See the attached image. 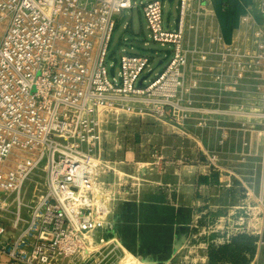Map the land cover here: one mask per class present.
Masks as SVG:
<instances>
[{
    "label": "built area",
    "instance_id": "1",
    "mask_svg": "<svg viewBox=\"0 0 264 264\" xmlns=\"http://www.w3.org/2000/svg\"><path fill=\"white\" fill-rule=\"evenodd\" d=\"M236 1L229 35L221 12L232 0L221 9L217 0H179L173 28L165 0L143 4L151 38L172 50L140 85L149 56L122 53L114 76L109 56L137 1L0 0V216L11 214L20 232L0 223L4 264H122L116 194L99 181L112 169L110 119L155 113L206 129L245 117L250 94L261 103L250 114L264 118V0Z\"/></svg>",
    "mask_w": 264,
    "mask_h": 264
},
{
    "label": "rangeland",
    "instance_id": "2",
    "mask_svg": "<svg viewBox=\"0 0 264 264\" xmlns=\"http://www.w3.org/2000/svg\"><path fill=\"white\" fill-rule=\"evenodd\" d=\"M134 1L138 7L129 10L125 21L114 31L109 56L110 59L120 58L122 53L149 56L151 67L145 74L154 69L150 77L153 79L167 66L172 48L162 46L150 36L142 9V5L150 0ZM178 6L179 0H165L164 15L167 25L171 21L172 28L179 14ZM252 98L250 94L245 117H231V121L229 117L221 120L214 117L217 119V126L211 127L215 129L214 133H195L190 123L181 126L155 113L144 117L122 114L118 125L110 119L106 151L107 158L113 161L112 169L99 181L116 194V209L121 203L137 199L132 196L136 191L139 193L141 183L147 179L149 182L150 179L157 180L156 186L166 204L176 208L181 205V209H176L175 220L177 225L180 221L179 226L183 228V239L172 253L158 255L151 248V256L143 258L141 254L120 249L122 264H228L219 258L220 248L241 235L252 236L256 249L244 264H250L255 256V264H264V246L258 251L256 244L264 238V118L250 114L252 108L261 104ZM177 127L186 132L178 135L182 139L176 143L179 148L172 137ZM162 131L168 137L164 148ZM148 134L160 138L155 143L145 144L143 136ZM154 145L157 148H153ZM147 158L153 165L130 168V164L134 166L138 160L146 161ZM159 158L161 163L154 164ZM176 169L182 170L180 176L175 174ZM175 175L177 180L182 177V183L175 185L171 181ZM34 188L32 182L27 199ZM176 192L181 196L175 199ZM112 217L113 222L117 221ZM9 218L12 219L11 214L0 216V223L11 226Z\"/></svg>",
    "mask_w": 264,
    "mask_h": 264
},
{
    "label": "crops",
    "instance_id": "3",
    "mask_svg": "<svg viewBox=\"0 0 264 264\" xmlns=\"http://www.w3.org/2000/svg\"><path fill=\"white\" fill-rule=\"evenodd\" d=\"M222 1L223 0H217V3H222ZM229 33L227 34L229 35ZM190 127L195 133L197 132L200 134L206 132L214 133L215 130L214 128L200 129L195 127L193 124ZM173 133L174 136L172 137L176 140L174 145H178L176 143L181 142L182 140L178 135H182L184 132L181 127H177L176 131ZM149 135L150 134H148V136ZM148 136H146L147 138L143 136L142 142L146 140L145 144L155 143V140L160 138ZM167 138L166 132H163V136L161 138V143L163 144L162 148L166 147L165 144L167 142ZM136 141L137 139L134 140V142ZM154 147L157 148L156 145H154L153 148ZM179 147L180 146L178 145V148ZM129 158L131 159V156ZM121 159H123L122 156ZM161 160L162 159L159 158V160H157L154 164L161 163ZM148 163L153 165V162L148 158L146 161L138 160L134 166L130 164V168H134L136 166L140 168V166L147 165ZM144 171L146 170L144 169ZM181 171V169H176L175 174L180 176L179 173ZM176 175L171 180L175 185L176 182L179 184L182 183V177H179L177 180ZM150 181L151 182L147 179V181L141 183L142 186L139 188V193L136 191L134 196H132V199L134 197L137 199L134 202L132 200L128 203H121L116 209L114 214L115 216L113 215L112 217L114 219L116 217L117 219V221H115L116 230L113 232V235L118 238L123 249L126 252H130L132 254L134 253L135 255L143 254V256L140 255V257L143 258L147 257L146 255L151 256V248H154V253H157L158 255L163 253L170 254L177 249L183 239V228L179 226L182 223L179 221V225H177L175 220L176 209L178 207L176 208V206H173L172 204H166V201L163 200L164 195H162L159 188L156 186V182L158 181L153 179H150ZM136 195L138 196L136 197ZM179 195L180 193L176 192L173 196L176 199L181 196ZM118 209H120L119 214L116 216ZM178 209H181V205ZM7 231L8 235L13 234L14 236H17L20 233L19 229L15 230L12 226H7ZM5 261L6 257L0 255V263L4 264Z\"/></svg>",
    "mask_w": 264,
    "mask_h": 264
},
{
    "label": "trees",
    "instance_id": "4",
    "mask_svg": "<svg viewBox=\"0 0 264 264\" xmlns=\"http://www.w3.org/2000/svg\"><path fill=\"white\" fill-rule=\"evenodd\" d=\"M249 3L250 0H244ZM221 9L222 3H217ZM242 11L241 5L236 0H232L230 8L227 12H221V17L224 22L226 33L231 32L237 24V16ZM252 236L241 235L233 238L232 243L222 246L219 251V258H222L228 264H244L254 255L256 249ZM215 257L214 255H212ZM211 256V257H212Z\"/></svg>",
    "mask_w": 264,
    "mask_h": 264
},
{
    "label": "water",
    "instance_id": "5",
    "mask_svg": "<svg viewBox=\"0 0 264 264\" xmlns=\"http://www.w3.org/2000/svg\"><path fill=\"white\" fill-rule=\"evenodd\" d=\"M169 1H170V2H173L174 0H169ZM126 18H127V12L125 11V12L123 13L121 19H120V22H118L116 28H119L120 25H121V23H122ZM117 63H118V57H114V58H113V65H112L111 68H110V73H111L112 76H114L115 73H116V65H117ZM161 63H162V61L160 62V64H161ZM153 72H154V70L152 69V70H150L148 73H146L145 75H143L142 78H141L140 81H139V84H140V85H143V84H144V81H145V80H148V79L151 77V75L153 74Z\"/></svg>",
    "mask_w": 264,
    "mask_h": 264
}]
</instances>
